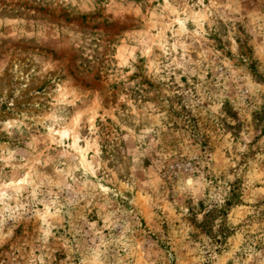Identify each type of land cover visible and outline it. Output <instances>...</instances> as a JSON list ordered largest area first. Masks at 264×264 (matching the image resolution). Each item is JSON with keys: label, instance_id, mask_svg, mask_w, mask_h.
Segmentation results:
<instances>
[{"label": "rangeland", "instance_id": "374dc122", "mask_svg": "<svg viewBox=\"0 0 264 264\" xmlns=\"http://www.w3.org/2000/svg\"><path fill=\"white\" fill-rule=\"evenodd\" d=\"M0 264H264V0H0Z\"/></svg>", "mask_w": 264, "mask_h": 264}, {"label": "bare ground", "instance_id": "6f19581e", "mask_svg": "<svg viewBox=\"0 0 264 264\" xmlns=\"http://www.w3.org/2000/svg\"><path fill=\"white\" fill-rule=\"evenodd\" d=\"M85 159V156H83V160Z\"/></svg>", "mask_w": 264, "mask_h": 264}]
</instances>
